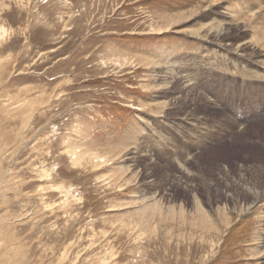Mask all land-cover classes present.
I'll list each match as a JSON object with an SVG mask.
<instances>
[{"label":"rangeland","instance_id":"rangeland-1","mask_svg":"<svg viewBox=\"0 0 264 264\" xmlns=\"http://www.w3.org/2000/svg\"><path fill=\"white\" fill-rule=\"evenodd\" d=\"M240 2L0 0V264H264L261 0L203 36Z\"/></svg>","mask_w":264,"mask_h":264},{"label":"bare ground","instance_id":"bare-ground-1","mask_svg":"<svg viewBox=\"0 0 264 264\" xmlns=\"http://www.w3.org/2000/svg\"><path fill=\"white\" fill-rule=\"evenodd\" d=\"M249 1V0H248ZM245 2H247V0H241V2L239 3V7H237V6H233V7H231V8H229V12H227V10H225L226 12H222V15L221 16H223V19H221V23H216V24H210V29L208 30V32L207 33H204L203 34V36H206V37H208V36H213V37H215V38H220V37H222V36H224L225 34H226V27H225V24H231V20H233V16L234 15H236L237 13H239V15H237V17H240V16H248L247 15V12H246V7L244 6V4H245ZM251 5V4H250ZM249 5V6H250ZM249 6H247L248 8H249ZM252 6V5H251ZM258 6V5H257ZM260 6H261V8H260ZM257 8H260V11H258V13H256L255 14V16H250V17H248V19L249 20H253L254 21V23H255V25H256V27L257 28H259V31L261 32V33H263L264 32V0H261V2H260V4H259V6L257 7ZM237 9H239V12H238V10ZM250 11V10H249ZM196 12V11H195ZM233 13V14H232ZM263 13V14H262ZM194 14H196V13H194ZM186 16V15H185ZM184 16V17H185ZM190 17V16H189ZM256 17L259 19L258 21L256 20ZM187 19H188V17H187ZM190 19V18H189ZM169 20V19H168ZM180 20V19H179ZM189 21V20H188ZM179 22V21H178ZM173 23V22H172ZM180 23V22H179ZM178 23V24H179ZM206 24H208V23H206ZM168 25V24H167ZM166 25V26H167ZM173 26V25H172ZM208 27V26H207ZM166 28V27H165ZM204 28H205V26H204ZM192 30V29H191ZM194 30V29H193ZM197 30H199V29H197ZM196 30V31H197ZM205 31V30H204ZM199 32H201V31H199ZM203 32V31H202ZM198 33V32H197ZM197 33H194L193 34V36L195 35V34H197ZM187 35V34H186ZM263 35H264V33H263ZM196 36V35H195ZM220 40H222L221 38H220ZM250 44V43H249ZM247 46H249V45H247ZM247 48V47H246ZM246 48H244V47H237L236 49H235V52H233V54L234 55H232V57H233V59H232V62H233V60L234 59H236V61H238V62H240V63H251V64H254V65H260L261 64V61H259V56H258V58H257V56H256V58H254L255 56H253V57H251L252 55H250L249 53H245V50H246ZM253 49V48H252ZM256 50V49H255ZM263 50V49H262ZM247 52V51H246ZM256 53H258V52H254V54H256ZM253 54V53H252ZM187 59V58H186ZM189 59V58H188ZM181 61V60H180ZM187 61V60H186ZM206 61V60H205ZM263 63V62H262ZM181 64H183V63H181ZM206 64H207V62H206ZM206 64H204V65H206ZM200 65V64H199ZM261 65H263V64H261ZM206 67H208V65L206 66ZM264 67V66H263ZM169 68V67H168ZM165 70V69H164ZM168 72H170V71H168ZM173 72V71H172ZM176 72H178V71H176ZM189 72V71H188ZM179 74V73H178ZM193 75H195V73L193 74ZM167 76V75H166ZM179 76V75H178ZM187 77V76H186ZM190 77H192V76H190ZM261 77H262V75H261ZM169 78V77H168ZM172 78V77H171ZM178 78V77H177ZM264 78V77H263ZM190 79V78H189ZM196 80V79H195ZM182 82H183V87L184 88H186L187 86H189V82H188V79L187 80H184V79H182ZM198 82V81H197ZM185 83V84H184ZM217 85V84H216ZM195 89V88H194ZM200 90V89H199ZM201 91V90H200ZM260 117H262V118H264V98H263V101H262V104L261 105H259V106H257V107H255V110H254ZM253 128V127H252ZM232 135H234V134H232ZM231 135V136H232ZM262 170H264V165H262ZM263 189H264V187H263ZM263 189H253V190H250V192L252 191L253 192V195H254V198H255V201H261V200H263L264 199V194H263V192H262V190ZM243 191V190H242ZM235 200V199H234ZM235 203V202H234ZM155 204V203H154ZM196 205L198 206V203L196 202ZM157 208V207H156ZM202 208V207H201ZM249 208H251V207H247V208H244L243 209V211L244 212H246L247 210H249ZM252 209V208H251ZM243 212V213H244ZM248 213V212H247ZM157 214V213H156ZM203 219V218H202ZM201 222H202V220H201ZM209 222V221H208ZM205 228V227H204ZM203 228V229H204Z\"/></svg>","mask_w":264,"mask_h":264}]
</instances>
